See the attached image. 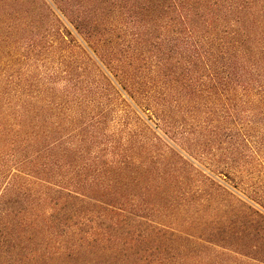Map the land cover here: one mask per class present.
<instances>
[{
  "label": "trees",
  "instance_id": "16d2710c",
  "mask_svg": "<svg viewBox=\"0 0 264 264\" xmlns=\"http://www.w3.org/2000/svg\"><path fill=\"white\" fill-rule=\"evenodd\" d=\"M264 0H0V264H264Z\"/></svg>",
  "mask_w": 264,
  "mask_h": 264
},
{
  "label": "rangeland",
  "instance_id": "374dc122",
  "mask_svg": "<svg viewBox=\"0 0 264 264\" xmlns=\"http://www.w3.org/2000/svg\"><path fill=\"white\" fill-rule=\"evenodd\" d=\"M258 140L261 146L259 149V154H255L256 156L255 163H257V165L260 167L259 169L261 170L263 177H264V134L258 136ZM216 263L217 264H260V263L252 262L249 259L243 258L233 253L219 257L216 260Z\"/></svg>",
  "mask_w": 264,
  "mask_h": 264
}]
</instances>
